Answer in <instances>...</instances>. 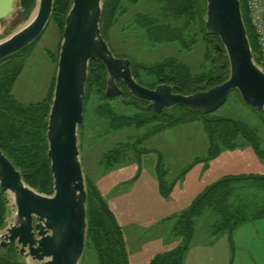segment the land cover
I'll return each instance as SVG.
<instances>
[{
    "label": "rangeland",
    "instance_id": "rangeland-1",
    "mask_svg": "<svg viewBox=\"0 0 264 264\" xmlns=\"http://www.w3.org/2000/svg\"><path fill=\"white\" fill-rule=\"evenodd\" d=\"M18 1L13 14L0 22V39L21 26L27 17ZM126 19H121L106 37L116 56L128 57L134 64H157L175 58L189 65L193 74L212 67L206 56V41L202 40L192 51L184 50L178 43L152 45L136 27L126 25ZM61 38V28L50 21L27 51L24 68L13 88V94L22 103H39L52 95ZM141 78L145 82L156 80L146 73ZM97 100L93 91L86 122L81 127L84 172L90 189L92 184L107 201L122 228L130 264H154L161 254L172 252L180 258L173 261L176 264H264V216L240 224L232 235L221 234L217 233L218 228L213 231L209 225L214 218L210 214L201 217V204L197 205L206 186L226 178L264 175V159L247 142L243 150L239 149L241 152L222 150L211 160H204L209 158L211 149L208 119L228 118L245 127L259 126L264 149V127L257 110L237 93H231L214 113L206 116L198 113L190 120L186 117L191 114L176 108L156 121L155 126L162 124V129L150 137H146L144 130L136 149L130 150L123 144L119 161L109 163L103 162L104 152L118 149L127 133L123 129L100 138V133L106 130L105 125L99 128L92 113ZM122 101L116 99L113 105L121 114L134 115L131 109H124ZM153 125L148 129L155 128ZM195 206L196 212L189 215ZM223 218L216 214L222 225ZM13 219L12 210L5 227ZM27 261L41 264L31 258ZM84 263L98 264V260L89 254Z\"/></svg>",
    "mask_w": 264,
    "mask_h": 264
},
{
    "label": "water",
    "instance_id": "water-1",
    "mask_svg": "<svg viewBox=\"0 0 264 264\" xmlns=\"http://www.w3.org/2000/svg\"><path fill=\"white\" fill-rule=\"evenodd\" d=\"M205 29L220 39L230 65L229 77L214 86L208 82L189 94L160 83L154 88L137 81L133 61L114 54L103 34L101 21L106 0H73L60 44L57 75L50 108L47 143L53 175V193L31 187L22 171L0 149V192L14 219L0 231V249L14 246L27 259L41 264H84L89 229V191L80 145L85 101L92 60L107 69V97L123 94L122 82L132 97L157 113L190 107L202 115L222 107L231 93L264 112V69L249 37L241 0H204ZM55 0H36L21 26L0 39V63L26 54L50 23ZM17 0H0V22L8 19ZM7 218V219H8Z\"/></svg>",
    "mask_w": 264,
    "mask_h": 264
},
{
    "label": "trees",
    "instance_id": "trees-1",
    "mask_svg": "<svg viewBox=\"0 0 264 264\" xmlns=\"http://www.w3.org/2000/svg\"><path fill=\"white\" fill-rule=\"evenodd\" d=\"M19 1L22 9L27 13L26 16L29 17L35 7L36 0ZM241 2L251 44L254 51L257 52L245 0H241ZM72 3L73 0H55L51 21L61 28V36ZM205 12L206 2L204 0H106L101 27L106 38L109 31L116 27L121 19L127 17L126 25L136 27L152 45L178 43L184 50L192 51L202 40L206 41V56L212 62V67L199 74H193L189 65L175 58H168L157 64H134L133 62L134 76L139 83L148 87H155L160 83H170L177 86V91L189 94L199 90L205 82H208V87H211L225 81L230 75L227 53L223 47L222 49L217 47V44L222 46L220 39L206 33ZM195 28L198 29L197 33ZM26 54H17L11 57L10 62L5 65L0 63V149L22 171L26 182L31 187L45 194H52L53 175L51 162L47 155V126L53 93L42 102L30 104L22 103L13 94L14 85L25 65ZM142 73H146L147 76L156 80L145 82L141 78ZM106 75V66L98 60H92L85 101V121L82 126L85 125L89 102L93 91H95L98 100L92 113L99 128H104L105 125L106 130L100 133L101 139L108 132H118L134 127L145 128L150 124L155 126L161 115L165 116L170 113L165 111L162 114H157L148 103L132 97L122 82L120 85L124 90L123 94L107 97L105 94ZM119 98L123 100L124 109H131L135 112L134 115L121 114L116 109L113 102ZM178 108L191 114L186 117L189 120L199 113L190 107ZM259 114L261 126L264 127V112H259ZM182 116L185 117V115ZM206 127L211 140V149L209 158L204 160L212 159L224 149L245 146V142L250 143L256 153L264 159V149L261 148L263 140L259 126L245 127L228 118H217L208 119ZM162 128V124L156 125L155 128L151 127L146 137ZM123 143L124 141L118 143V149L104 152L103 162H118L120 150L124 147ZM88 191L89 229L84 260L89 254H93L97 257L98 264H130L123 231L112 209L92 184L91 189L88 186ZM200 204L201 217L210 214V217L214 218L209 222L213 231L218 228L217 233L232 235L240 224L264 216V175L240 176L218 181L207 187L201 194V200L197 201V205ZM196 206L188 213L189 215L196 212ZM207 207H210V210ZM224 208L226 210L222 215ZM8 213L9 207L6 198L0 192V228L6 226ZM216 214L221 219L222 216H225L223 225L216 219ZM176 256L175 252L161 254L154 264L158 262L159 264H176L173 261L180 259ZM0 264L27 263L12 246L8 250L0 249Z\"/></svg>",
    "mask_w": 264,
    "mask_h": 264
},
{
    "label": "built area",
    "instance_id": "built-area-1",
    "mask_svg": "<svg viewBox=\"0 0 264 264\" xmlns=\"http://www.w3.org/2000/svg\"><path fill=\"white\" fill-rule=\"evenodd\" d=\"M246 12L257 46V59L264 69V0H245Z\"/></svg>",
    "mask_w": 264,
    "mask_h": 264
},
{
    "label": "flooded vegetation",
    "instance_id": "flooded-vegetation-1",
    "mask_svg": "<svg viewBox=\"0 0 264 264\" xmlns=\"http://www.w3.org/2000/svg\"><path fill=\"white\" fill-rule=\"evenodd\" d=\"M151 88H154V87H151ZM147 129H148V127H145V128H138V127L125 128L124 132L127 133V136L125 138H127V139L124 141L123 144L129 146L130 150L136 149L138 147V145H140L141 133L144 132V130H145L144 134L148 135V133L150 132V130L149 129L147 130ZM131 131H132V133L130 134Z\"/></svg>",
    "mask_w": 264,
    "mask_h": 264
},
{
    "label": "crops",
    "instance_id": "crops-1",
    "mask_svg": "<svg viewBox=\"0 0 264 264\" xmlns=\"http://www.w3.org/2000/svg\"><path fill=\"white\" fill-rule=\"evenodd\" d=\"M1 22H3V21H1ZM139 31V30H138ZM146 40V39H145ZM146 42H147V40H146ZM242 148H245L244 146H241V147H237V148H235V149H224L226 152H228V151H235V150H237L238 152H241L243 149ZM239 149H242V150H239ZM209 160H211V159H209ZM210 186V185H209ZM209 186H206V187H209ZM205 187V188H206ZM204 188V189H205ZM204 189H203V191H204Z\"/></svg>",
    "mask_w": 264,
    "mask_h": 264
}]
</instances>
